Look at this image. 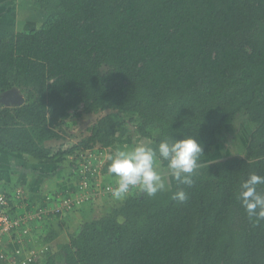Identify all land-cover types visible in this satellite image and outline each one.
Returning a JSON list of instances; mask_svg holds the SVG:
<instances>
[{
  "label": "trees",
  "instance_id": "1",
  "mask_svg": "<svg viewBox=\"0 0 264 264\" xmlns=\"http://www.w3.org/2000/svg\"><path fill=\"white\" fill-rule=\"evenodd\" d=\"M32 4L44 15L40 25L0 37V94L16 88L23 96L0 105V149L67 161L65 187L37 199L79 194L80 153L115 151L119 139L155 147L190 135L203 150L190 186L175 180L154 197L133 188L122 202L90 187L64 217L90 214L96 196L110 205L76 218L57 248L63 215L43 214V230L29 232L44 246L36 264H264V221L249 220L238 198L249 173L264 176V0ZM85 115L94 120L78 141L52 144ZM237 118L249 126L242 153L221 156ZM62 161L54 170H65ZM179 189L183 203L171 198Z\"/></svg>",
  "mask_w": 264,
  "mask_h": 264
},
{
  "label": "clouds",
  "instance_id": "2",
  "mask_svg": "<svg viewBox=\"0 0 264 264\" xmlns=\"http://www.w3.org/2000/svg\"><path fill=\"white\" fill-rule=\"evenodd\" d=\"M203 153L200 142L194 136L175 139L172 135L160 140L155 147L146 143H137L131 147L117 148L105 154L109 174L116 179V186L109 191L114 201L122 202L133 188L154 197L167 190V177H172L184 185L193 183V176L200 167ZM166 166L162 168L163 162ZM264 185V176L249 173L240 183L238 198L249 220L254 224L264 221V191L257 186ZM171 198L181 203L188 194L179 189Z\"/></svg>",
  "mask_w": 264,
  "mask_h": 264
},
{
  "label": "built area",
  "instance_id": "3",
  "mask_svg": "<svg viewBox=\"0 0 264 264\" xmlns=\"http://www.w3.org/2000/svg\"><path fill=\"white\" fill-rule=\"evenodd\" d=\"M105 150L107 149L97 146L80 153V158L83 159L78 162L81 178L74 184L75 188L82 190L79 194L63 197L60 193L57 197L61 198V201H56L53 196L30 199L27 191L20 187L11 192L0 191V264H36V256L44 246L37 247L30 237L29 232L33 224H36L43 214L59 211L63 215L72 205L78 206L90 197L99 183V173L105 163ZM87 175L93 176L94 180L91 181ZM101 186L103 192L99 193L110 195L109 189L115 187L116 183H105Z\"/></svg>",
  "mask_w": 264,
  "mask_h": 264
},
{
  "label": "rangeland",
  "instance_id": "4",
  "mask_svg": "<svg viewBox=\"0 0 264 264\" xmlns=\"http://www.w3.org/2000/svg\"><path fill=\"white\" fill-rule=\"evenodd\" d=\"M43 18H44V15L42 11L36 8L32 4V0H0V37L10 34L12 32L18 31V30H29L31 28H36L40 25ZM93 120H94V116L85 115L78 120L76 119V120L70 121L66 129L67 131L63 133V137L59 140L52 141V144H61L65 142L78 141V139L83 134H85L86 126L90 124ZM248 131H249V126L241 118H237L235 120V125L233 126L232 131L227 136V142H226L227 148L221 152V156L225 154L242 153L244 142L247 138ZM115 142L117 143L118 146H122L121 148L126 147V146L131 147L129 146V142H131L130 138L128 140L119 139V140H116ZM108 152H109L108 150H105L103 154V158L105 157V154ZM95 153H97V151H95ZM62 160L63 159L53 160L52 167H54L58 162ZM62 162H63V165H65L66 167L67 161H62ZM53 164L55 165L53 166ZM27 169L29 168L26 167V171L28 173ZM66 169L67 167L65 168L63 172L58 171V172H55L54 174V176L56 175V178H57L56 181L58 182L59 187L62 189L65 187V184L68 183L69 181L67 179L69 176V172ZM28 175H30V172ZM54 176L50 178L49 180L50 182H47V185L49 187L51 186L54 187L53 183L51 182L55 180ZM39 179H40L39 177H36L35 183L38 184V182L41 180ZM116 179L117 178L113 174H109L108 169L104 172H101L100 170L99 177H98L99 183L97 185V182H95V185L97 186L94 187V190L95 188H98L100 192H103V190L100 189L102 187L101 185L104 183L106 184L114 183L115 184ZM174 181L175 179H173L172 177L170 176L167 177L166 186L170 185ZM104 198L105 197L102 198V196L101 197L96 196V199L94 200V202L91 203V205H94V209L90 211V214L88 215L83 216V214L80 211H78V213H74L72 210L71 213H69L70 214L69 216L72 215L71 218L64 217L63 215L61 217L62 218L61 220H57L55 222V224H57V227L55 226V228H56L58 236L56 239H54L53 242H51V245L53 246V248L54 246L57 248L63 241L67 240L68 231L72 232L73 230L77 229L75 225L76 218H80V220L82 218L83 220V218L88 219L93 216L95 217V216L100 215L103 209L108 207L111 203L109 199L104 201ZM53 220H54L53 218H50L48 220V223H47L48 227L51 224H54ZM65 222L69 223L68 229L66 228L64 224ZM34 227L36 230L38 229L41 231L43 230L44 226H43V223L39 221ZM36 243L38 244V241H36Z\"/></svg>",
  "mask_w": 264,
  "mask_h": 264
},
{
  "label": "crops",
  "instance_id": "5",
  "mask_svg": "<svg viewBox=\"0 0 264 264\" xmlns=\"http://www.w3.org/2000/svg\"><path fill=\"white\" fill-rule=\"evenodd\" d=\"M52 161H37L19 153H9L0 149V191L11 192L15 188L20 187L25 191H28L29 195L32 194L31 198L33 200H37L39 192L40 194L54 192L59 186L54 173L58 172L59 169L54 170V167H52ZM54 165L55 164H53V166ZM26 167L29 168L27 169L28 173ZM29 172L30 175H28ZM53 176L55 180L51 182L54 187H49L47 182H50L49 180ZM36 177L41 179H39L40 181L38 184L35 183ZM35 225H33L32 228H35Z\"/></svg>",
  "mask_w": 264,
  "mask_h": 264
},
{
  "label": "water",
  "instance_id": "6",
  "mask_svg": "<svg viewBox=\"0 0 264 264\" xmlns=\"http://www.w3.org/2000/svg\"><path fill=\"white\" fill-rule=\"evenodd\" d=\"M23 102V96L16 88H11L0 94V105L20 104Z\"/></svg>",
  "mask_w": 264,
  "mask_h": 264
}]
</instances>
